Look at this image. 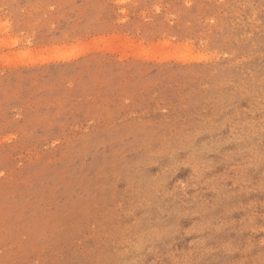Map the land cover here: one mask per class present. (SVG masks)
<instances>
[{"label": "rangeland", "instance_id": "obj_1", "mask_svg": "<svg viewBox=\"0 0 264 264\" xmlns=\"http://www.w3.org/2000/svg\"><path fill=\"white\" fill-rule=\"evenodd\" d=\"M0 264H264V0H0Z\"/></svg>", "mask_w": 264, "mask_h": 264}]
</instances>
